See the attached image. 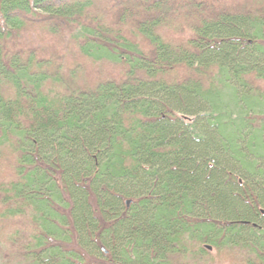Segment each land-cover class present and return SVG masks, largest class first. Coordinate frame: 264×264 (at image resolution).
Segmentation results:
<instances>
[{"label": "trees", "instance_id": "obj_1", "mask_svg": "<svg viewBox=\"0 0 264 264\" xmlns=\"http://www.w3.org/2000/svg\"><path fill=\"white\" fill-rule=\"evenodd\" d=\"M0 255L264 264V0H0Z\"/></svg>", "mask_w": 264, "mask_h": 264}, {"label": "water", "instance_id": "obj_2", "mask_svg": "<svg viewBox=\"0 0 264 264\" xmlns=\"http://www.w3.org/2000/svg\"><path fill=\"white\" fill-rule=\"evenodd\" d=\"M129 204H130V201H127V202H126V207H128ZM207 249H208V250H211L210 248H207Z\"/></svg>", "mask_w": 264, "mask_h": 264}, {"label": "rangeland", "instance_id": "obj_3", "mask_svg": "<svg viewBox=\"0 0 264 264\" xmlns=\"http://www.w3.org/2000/svg\"><path fill=\"white\" fill-rule=\"evenodd\" d=\"M1 261H2V256L0 255V263H1Z\"/></svg>", "mask_w": 264, "mask_h": 264}]
</instances>
